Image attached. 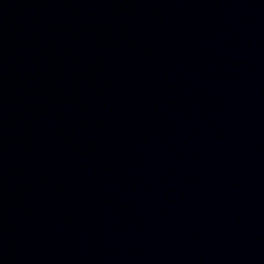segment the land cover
<instances>
[{"label": "water", "instance_id": "95a60500", "mask_svg": "<svg viewBox=\"0 0 264 264\" xmlns=\"http://www.w3.org/2000/svg\"><path fill=\"white\" fill-rule=\"evenodd\" d=\"M0 264H264V0H0Z\"/></svg>", "mask_w": 264, "mask_h": 264}]
</instances>
